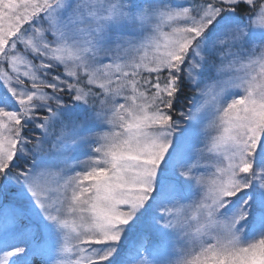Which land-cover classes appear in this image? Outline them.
Listing matches in <instances>:
<instances>
[{
	"label": "snow or ice",
	"instance_id": "6c2138e0",
	"mask_svg": "<svg viewBox=\"0 0 264 264\" xmlns=\"http://www.w3.org/2000/svg\"><path fill=\"white\" fill-rule=\"evenodd\" d=\"M0 264H264V0H0Z\"/></svg>",
	"mask_w": 264,
	"mask_h": 264
},
{
	"label": "rangeland",
	"instance_id": "374dc122",
	"mask_svg": "<svg viewBox=\"0 0 264 264\" xmlns=\"http://www.w3.org/2000/svg\"><path fill=\"white\" fill-rule=\"evenodd\" d=\"M79 170V169H78Z\"/></svg>",
	"mask_w": 264,
	"mask_h": 264
}]
</instances>
